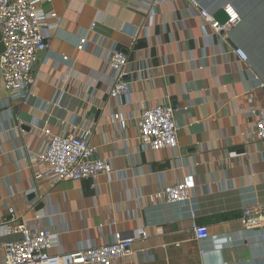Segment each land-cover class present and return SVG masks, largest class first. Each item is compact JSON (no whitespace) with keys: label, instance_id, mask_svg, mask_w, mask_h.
<instances>
[{"label":"crops","instance_id":"1","mask_svg":"<svg viewBox=\"0 0 264 264\" xmlns=\"http://www.w3.org/2000/svg\"><path fill=\"white\" fill-rule=\"evenodd\" d=\"M34 1L57 18L43 29L48 49L34 67L26 105L9 100L0 77V264L5 243L17 239L4 231L9 207L32 229L49 228L50 253L63 257L120 233L132 241V256L114 264H264L261 232L241 224L246 207L264 202V141L252 134L264 105V0H198L215 18L225 4L238 10V25L221 35L187 0H151L140 9L127 0ZM111 43L127 55L134 77L118 98L109 97L105 67ZM163 102L176 109L177 144L143 151L138 117ZM74 118L94 126V157L115 172L36 188L42 123L55 131ZM179 181L190 187L188 201L150 203ZM36 201L43 206L33 207ZM191 213L207 228L203 242L194 240Z\"/></svg>","mask_w":264,"mask_h":264},{"label":"built area","instance_id":"2","mask_svg":"<svg viewBox=\"0 0 264 264\" xmlns=\"http://www.w3.org/2000/svg\"><path fill=\"white\" fill-rule=\"evenodd\" d=\"M195 9L204 23L215 35L230 32L240 22V14L232 4L221 8L226 16L224 22L218 21L214 14L204 8L198 0H187ZM50 3L51 0H40ZM129 6L140 9L151 0H127ZM53 11L43 12L34 0H0V35L4 51L0 54V77L2 89L10 101H20L26 105L29 89L34 80V67L39 55L48 49L44 28L47 21L56 19ZM95 24L91 25L94 28ZM87 45L85 37L80 38L79 47ZM238 59L246 63L247 54L241 50L234 51ZM67 61V57H62ZM127 55L111 43L105 60L113 85L109 97L118 98L127 94L134 82L133 72L129 69ZM264 90V84H260ZM176 109L163 102L144 109L137 120L140 149L143 151H159L170 149L177 144V125L174 120ZM255 112V111H254ZM252 112V114H254ZM253 136L264 141V105L256 111ZM49 120L40 127L44 137V151L38 156L43 168L33 171L35 187L41 181L48 180L50 186L59 181H88L101 175H112L115 170L107 160L94 157V148L90 139L94 133L93 125H82L77 119L60 120L57 129L52 130ZM36 161L35 156H30ZM32 193H35L37 189ZM37 195V194H36ZM190 199V187L184 181L164 186L149 197L150 203L179 204ZM38 202L33 203V207ZM10 218L4 225V231L17 239L5 243L4 264H114L132 256V241L120 233H116L110 244L88 249H80L67 253L66 257L51 254L55 246L52 232L49 228L32 229L15 216L12 207L8 208ZM38 213L36 219L44 218ZM190 230L194 240L203 242L208 238L205 226L194 222L195 215L191 213ZM241 224L245 229L261 232L264 240V202L246 207L243 210Z\"/></svg>","mask_w":264,"mask_h":264},{"label":"water","instance_id":"3","mask_svg":"<svg viewBox=\"0 0 264 264\" xmlns=\"http://www.w3.org/2000/svg\"><path fill=\"white\" fill-rule=\"evenodd\" d=\"M216 18H218L221 22H224L226 20V16L224 15V13L221 11L220 13H218L216 15ZM0 50L3 52L4 51V46L1 42V35H0ZM36 198V194L35 193H32L31 195L28 196V199L29 200H34ZM36 208H41L43 206V203L42 202H39L37 205Z\"/></svg>","mask_w":264,"mask_h":264}]
</instances>
